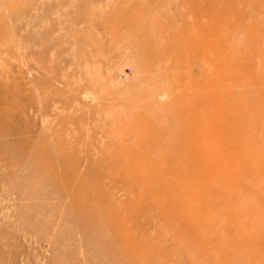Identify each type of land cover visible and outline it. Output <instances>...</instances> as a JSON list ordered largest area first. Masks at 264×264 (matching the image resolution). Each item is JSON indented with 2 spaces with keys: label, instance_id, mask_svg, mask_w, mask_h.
<instances>
[{
  "label": "rangeland",
  "instance_id": "1",
  "mask_svg": "<svg viewBox=\"0 0 264 264\" xmlns=\"http://www.w3.org/2000/svg\"><path fill=\"white\" fill-rule=\"evenodd\" d=\"M0 264H264V0H0Z\"/></svg>",
  "mask_w": 264,
  "mask_h": 264
},
{
  "label": "bare ground",
  "instance_id": "2",
  "mask_svg": "<svg viewBox=\"0 0 264 264\" xmlns=\"http://www.w3.org/2000/svg\"><path fill=\"white\" fill-rule=\"evenodd\" d=\"M185 152V151H184ZM186 154V153H185Z\"/></svg>",
  "mask_w": 264,
  "mask_h": 264
}]
</instances>
